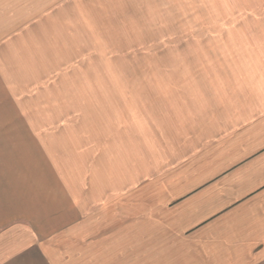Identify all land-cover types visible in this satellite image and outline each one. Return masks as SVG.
<instances>
[{
  "label": "rangeland",
  "instance_id": "374dc122",
  "mask_svg": "<svg viewBox=\"0 0 264 264\" xmlns=\"http://www.w3.org/2000/svg\"><path fill=\"white\" fill-rule=\"evenodd\" d=\"M263 52L264 0H0V195L13 200L1 223L56 230L52 264H135L128 247L114 261L113 221L97 224L127 201V179L82 210L84 187L159 153L163 122L240 89L225 83L255 78ZM52 170L66 198L55 230L17 213L33 184L51 196Z\"/></svg>",
  "mask_w": 264,
  "mask_h": 264
},
{
  "label": "crops",
  "instance_id": "0c3cea01",
  "mask_svg": "<svg viewBox=\"0 0 264 264\" xmlns=\"http://www.w3.org/2000/svg\"><path fill=\"white\" fill-rule=\"evenodd\" d=\"M248 70L256 77L226 80L225 86L240 88L234 93L194 98L203 106L179 112L175 127L163 122L159 153L147 149L144 163L135 160L127 176L114 167L112 176L92 183L90 190L83 186L80 208L85 210L101 197V189L118 198L127 179V201L97 212L98 230L106 219L113 221L114 261L128 247V262L135 264H264V63ZM142 177L144 190H137ZM56 178L52 170V194L44 201L40 186L33 184L27 197L32 207L20 205L18 215L33 216L36 225L52 220L55 230V213L66 202L57 195ZM12 203L0 195V209ZM1 221L0 264L57 262L56 230L35 234L23 221Z\"/></svg>",
  "mask_w": 264,
  "mask_h": 264
}]
</instances>
